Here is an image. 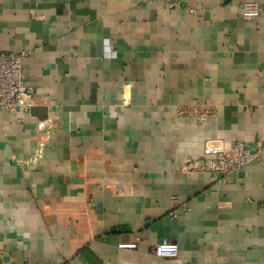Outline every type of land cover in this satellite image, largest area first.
Instances as JSON below:
<instances>
[{"label": "crops", "instance_id": "crops-1", "mask_svg": "<svg viewBox=\"0 0 264 264\" xmlns=\"http://www.w3.org/2000/svg\"><path fill=\"white\" fill-rule=\"evenodd\" d=\"M171 1L0 0L35 91L0 112V264H264V167H185L264 141V0Z\"/></svg>", "mask_w": 264, "mask_h": 264}, {"label": "built area", "instance_id": "built-area-1", "mask_svg": "<svg viewBox=\"0 0 264 264\" xmlns=\"http://www.w3.org/2000/svg\"><path fill=\"white\" fill-rule=\"evenodd\" d=\"M181 0L170 2L171 7L181 5ZM241 15L250 20L260 14V6L257 2H243L240 5ZM193 13V8H189ZM25 50L20 52H6L0 50V112H17L29 109L33 105L35 91L24 80L22 59ZM181 114H186L179 111ZM213 111L209 107H201L189 111V116L195 117L198 122H204L212 116ZM249 163L264 167V141L256 148H250L244 142L238 140L230 146L207 145L203 149L200 158L188 159L185 167L189 170L209 172L211 184L233 183L238 179L241 169ZM135 241L121 244V247H134ZM154 252L158 256L174 257L179 252L177 242L162 238L154 245ZM22 264H31L28 260Z\"/></svg>", "mask_w": 264, "mask_h": 264}]
</instances>
